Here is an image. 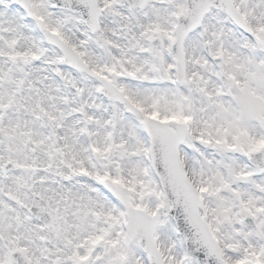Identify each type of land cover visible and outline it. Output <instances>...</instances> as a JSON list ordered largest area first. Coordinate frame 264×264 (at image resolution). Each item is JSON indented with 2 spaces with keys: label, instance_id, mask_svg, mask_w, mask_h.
Wrapping results in <instances>:
<instances>
[{
  "label": "snow or ice",
  "instance_id": "obj_1",
  "mask_svg": "<svg viewBox=\"0 0 264 264\" xmlns=\"http://www.w3.org/2000/svg\"><path fill=\"white\" fill-rule=\"evenodd\" d=\"M0 264H264V0H0Z\"/></svg>",
  "mask_w": 264,
  "mask_h": 264
}]
</instances>
